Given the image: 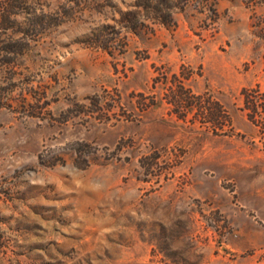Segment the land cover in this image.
Segmentation results:
<instances>
[{"label": "rangeland", "instance_id": "rangeland-1", "mask_svg": "<svg viewBox=\"0 0 264 264\" xmlns=\"http://www.w3.org/2000/svg\"><path fill=\"white\" fill-rule=\"evenodd\" d=\"M49 2L0 67V264H264V0Z\"/></svg>", "mask_w": 264, "mask_h": 264}, {"label": "trees", "instance_id": "trees-1", "mask_svg": "<svg viewBox=\"0 0 264 264\" xmlns=\"http://www.w3.org/2000/svg\"><path fill=\"white\" fill-rule=\"evenodd\" d=\"M67 1L74 3L79 0ZM49 6V0H0V67L14 65L18 57L43 36L49 27L60 23L64 12L58 9L47 10ZM163 8L164 6L158 4L156 10L161 20L166 23L170 19V10ZM125 15L131 16L130 20L138 23L137 12H122L123 18ZM95 37L104 36L100 31ZM244 102L250 121L257 126L260 133H264V92L259 86L246 89Z\"/></svg>", "mask_w": 264, "mask_h": 264}]
</instances>
